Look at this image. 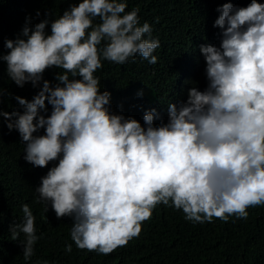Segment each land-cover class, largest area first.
I'll list each match as a JSON object with an SVG mask.
<instances>
[{"label":"clouds","instance_id":"9594fccd","mask_svg":"<svg viewBox=\"0 0 264 264\" xmlns=\"http://www.w3.org/2000/svg\"><path fill=\"white\" fill-rule=\"evenodd\" d=\"M127 7V0H81L54 20L45 12L31 26L26 17L17 37L3 42L7 54H0L18 88L42 84L31 101L14 97L22 113L0 111L25 145V162L48 168L36 202L45 203V214L50 206L57 219L72 218L77 249L103 255L138 238L160 204L201 224L247 219V209L264 205V3L226 2L216 9L219 46L199 48L206 88L189 87L185 101L170 103L166 123L155 108L146 111L143 125L111 111L110 93L94 75L102 60L158 62L152 26L141 25L139 8ZM52 68L62 70L54 86L43 79ZM4 95L0 87V103ZM41 129L43 135H34ZM21 211L23 222L9 231L12 240L23 234L28 261L41 237L29 205Z\"/></svg>","mask_w":264,"mask_h":264},{"label":"trees","instance_id":"16d2710c","mask_svg":"<svg viewBox=\"0 0 264 264\" xmlns=\"http://www.w3.org/2000/svg\"><path fill=\"white\" fill-rule=\"evenodd\" d=\"M75 4L81 0H69ZM65 0H0V54H7L3 42L15 39L26 17L31 26L50 13V20L59 18L69 8ZM246 7L250 0H127V11L139 8L141 25L152 26V38L159 39L160 47L153 55L155 65L137 56L135 62L115 65L102 60L103 68L94 75L99 77L102 91L110 93L111 111L132 117L143 125V115L153 108L160 121L167 122V106L187 98L189 87L204 90L207 86L205 63L201 45L219 46V29L213 24L223 3ZM264 3V0H257ZM40 16L36 17V12ZM94 23H99L97 19ZM50 34V26L46 28ZM49 69L43 75L50 86L56 84V73ZM0 87L5 95L0 111L23 112L14 99L19 96L28 101L39 91L30 83L18 88L6 73V64L0 62ZM142 95H138L141 93ZM11 93V96L8 95ZM47 106V105H46ZM50 114L51 106H47ZM160 121H154L159 124ZM0 117V264H264V205L247 209V219L229 217L227 222L192 223L185 219L182 210L158 205L150 220L142 224V232L126 247L111 254L79 250L70 238L72 218L57 219L49 206L37 203L35 189L48 168H33L23 159L25 145L16 130L6 127ZM34 135H43L41 129ZM54 163L49 164V168ZM28 204L35 216L37 236L30 260L23 258V234L11 239L10 227L23 222L21 205ZM46 215V218L45 217ZM72 244V252L65 245Z\"/></svg>","mask_w":264,"mask_h":264}]
</instances>
